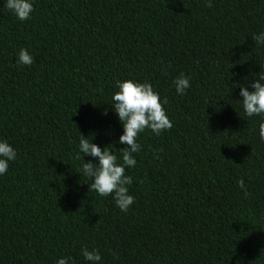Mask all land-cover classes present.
<instances>
[{"label": "trees", "instance_id": "obj_1", "mask_svg": "<svg viewBox=\"0 0 264 264\" xmlns=\"http://www.w3.org/2000/svg\"><path fill=\"white\" fill-rule=\"evenodd\" d=\"M261 31L264 0H35L27 21L0 0V139L17 152L0 176V264H86L85 247L100 264H264L260 118L234 86L264 72ZM117 80L149 82L172 123L139 134L127 212L76 159L80 133L125 147Z\"/></svg>", "mask_w": 264, "mask_h": 264}, {"label": "clouds", "instance_id": "obj_2", "mask_svg": "<svg viewBox=\"0 0 264 264\" xmlns=\"http://www.w3.org/2000/svg\"><path fill=\"white\" fill-rule=\"evenodd\" d=\"M4 8L11 12L17 20L27 21L34 12L35 0H2ZM252 40L256 45H264V31L254 34ZM33 57L27 49L21 48L16 54L17 66H31ZM260 69L261 66L259 65ZM247 79V78H245ZM191 77L183 73L174 79L175 92L183 96L191 87ZM239 88V101L245 116L259 117L258 136L264 143V72L262 70L250 85L235 84ZM115 91L111 97V108L122 125V134L116 142L125 145L117 150L113 146H105L103 149L89 141L80 132L76 151V159L80 160L79 174L91 179L90 191H94L100 197L112 196L115 206L121 212H127L134 203V197L129 194L128 186L132 184L131 176L125 174V169L136 166L133 154L140 151L141 145L137 142L139 134L150 130L156 136L172 127V123L166 113L164 104L166 99H161L158 92L149 82H137L134 80H117ZM251 88V91L249 90ZM115 149V151H113ZM119 154V157L117 156ZM92 157L96 163L85 162L84 157ZM118 158L120 161L118 163ZM17 159L16 150L7 142L0 139V176L9 170V163ZM238 186L243 187L244 181H237ZM81 255L86 264H100L102 256L98 249L89 251L86 247L81 249ZM71 256H61L55 264H70Z\"/></svg>", "mask_w": 264, "mask_h": 264}]
</instances>
